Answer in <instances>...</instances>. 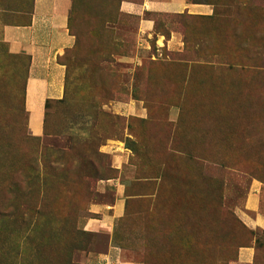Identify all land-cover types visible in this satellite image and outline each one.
I'll return each instance as SVG.
<instances>
[{
    "label": "rangeland",
    "instance_id": "374dc122",
    "mask_svg": "<svg viewBox=\"0 0 264 264\" xmlns=\"http://www.w3.org/2000/svg\"><path fill=\"white\" fill-rule=\"evenodd\" d=\"M124 1L139 0H72L64 95L34 137L29 58L3 34L28 24L33 0H0V264H87L104 250L81 228L89 204L111 200L95 192L115 176L111 144L129 155L112 238L128 259L230 264L253 245L264 264V233L242 221L251 182L264 184V0H208V17L145 13L148 34Z\"/></svg>",
    "mask_w": 264,
    "mask_h": 264
},
{
    "label": "crops",
    "instance_id": "0c3cea01",
    "mask_svg": "<svg viewBox=\"0 0 264 264\" xmlns=\"http://www.w3.org/2000/svg\"><path fill=\"white\" fill-rule=\"evenodd\" d=\"M72 0H33L29 22L25 26H9L4 29L8 52L29 58V68L24 84V109L27 128L31 136L40 137L44 131L45 107L47 102L59 101L64 95L65 68L57 63V55L73 45L74 39L68 32V21ZM120 10L127 15L140 18V33L148 34L153 23L144 18L145 13L182 14L208 17L213 6L193 3L189 0H139L124 1ZM120 145V144H119ZM104 152L111 155L113 178L98 180L95 192L110 197V202L91 203L82 224L86 233L104 236L102 252L85 254L87 264H143L128 259L125 250L114 244L112 238L118 221L125 216L127 187L129 184V155L118 144L107 145ZM242 221L248 229L264 232V184L251 182L244 200ZM253 245L240 247L235 262L230 264H253Z\"/></svg>",
    "mask_w": 264,
    "mask_h": 264
},
{
    "label": "trees",
    "instance_id": "16d2710c",
    "mask_svg": "<svg viewBox=\"0 0 264 264\" xmlns=\"http://www.w3.org/2000/svg\"><path fill=\"white\" fill-rule=\"evenodd\" d=\"M204 3L205 4H208V5H213L212 3H210V2H208V0L207 1H204ZM47 103H49V102H47ZM47 105V104H46ZM264 233V232H263Z\"/></svg>",
    "mask_w": 264,
    "mask_h": 264
}]
</instances>
